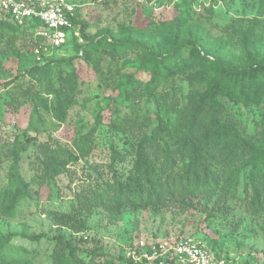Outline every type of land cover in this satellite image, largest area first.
I'll use <instances>...</instances> for the list:
<instances>
[{
	"label": "rangeland",
	"instance_id": "rangeland-1",
	"mask_svg": "<svg viewBox=\"0 0 264 264\" xmlns=\"http://www.w3.org/2000/svg\"><path fill=\"white\" fill-rule=\"evenodd\" d=\"M71 1L79 37L75 43L70 37L52 57L71 59L52 66L40 82L27 75L34 48L26 27L12 28L26 34L14 43L0 40V191L15 164L32 192L14 211L0 210V250L27 264H121L126 249L137 243L196 236L228 264H264V210L255 212L240 198L243 175L232 199L199 196L120 212L75 203L96 179L95 169L104 178L112 170L122 177L131 172L134 154L120 131L129 118L144 119L149 131L172 123L190 98H215L255 140L264 138L263 108L235 104L231 89L242 78L264 90V0ZM1 20L0 15L3 29ZM197 51L203 64L193 61ZM159 64L166 71L157 73ZM61 80L70 81L75 100L62 122L51 110V92ZM10 88L28 92L18 108L10 105ZM85 135L92 146L83 158L76 144ZM50 151L70 153L72 161L65 163V156V171L53 185L37 184L38 164ZM65 214L76 219L79 231L55 223L54 216ZM68 248L75 251L73 263Z\"/></svg>",
	"mask_w": 264,
	"mask_h": 264
},
{
	"label": "trees",
	"instance_id": "trees-1",
	"mask_svg": "<svg viewBox=\"0 0 264 264\" xmlns=\"http://www.w3.org/2000/svg\"><path fill=\"white\" fill-rule=\"evenodd\" d=\"M0 15L1 23H6L3 29L0 27V40L5 37L14 43L18 38L26 36L24 29L21 34L12 32V28L24 27L17 25L8 16ZM35 27L25 28L31 35L33 48ZM84 27L85 25H82V31ZM70 59L52 58L40 65L34 62L33 57L34 64L27 75L31 81L40 82L41 75L48 69ZM175 60L173 61L175 66L184 67ZM193 61L203 64L202 52L197 51ZM165 69L159 64L156 71L159 73L166 71ZM231 89L235 104L242 102L246 107H261L264 110V90L259 92L254 90L250 82L242 78L239 82L233 83ZM27 94L28 92L22 93L16 88H10V105L18 108L21 104L20 97L25 98ZM51 94L54 96L51 110L56 120L62 122L68 109L75 103L74 88L70 81L61 80ZM148 129L146 121L138 116L123 123L120 131L131 147L130 151L135 159L131 172L122 177L112 170L111 175L104 178L103 172L95 169L96 179L75 196L77 207L81 204L88 209L91 205H100L111 211L120 212L147 207L162 208L170 203L184 204L192 197L199 196L232 199L236 197V189L243 175L245 186L240 198L255 212L264 210V138L255 140L256 136L248 134L229 107L215 98L199 102H194L190 98L183 107L175 111L172 123H158L151 130L147 131ZM256 141L260 143L258 148L255 147ZM91 143L90 135L79 139L76 150L80 157L84 158L91 151ZM65 156L67 158L65 163L72 161V154L65 151H61L60 154H54L52 151L44 154L45 159L38 164L34 182L53 185V178L65 171L63 161ZM177 166L180 169H177ZM29 187L20 179L15 164L12 165L11 181L0 191V210L14 211L20 199L31 197ZM54 219L57 225L80 230L79 227L73 226L76 219L69 214L56 215ZM68 250L67 261L73 263L77 259L75 251L72 248ZM216 254L220 257L217 251ZM0 264L27 263L0 250ZM56 264L66 263L59 261ZM121 264L132 263L125 258Z\"/></svg>",
	"mask_w": 264,
	"mask_h": 264
},
{
	"label": "built area",
	"instance_id": "built-area-1",
	"mask_svg": "<svg viewBox=\"0 0 264 264\" xmlns=\"http://www.w3.org/2000/svg\"><path fill=\"white\" fill-rule=\"evenodd\" d=\"M75 4L71 0H0V14L20 27L36 26L34 62L44 64L79 37ZM125 258L132 264H228L207 241L196 236L155 239L130 246Z\"/></svg>",
	"mask_w": 264,
	"mask_h": 264
}]
</instances>
